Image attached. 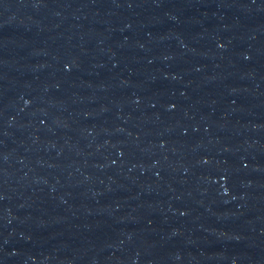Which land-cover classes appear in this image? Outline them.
I'll use <instances>...</instances> for the list:
<instances>
[{
	"label": "water",
	"instance_id": "obj_1",
	"mask_svg": "<svg viewBox=\"0 0 264 264\" xmlns=\"http://www.w3.org/2000/svg\"><path fill=\"white\" fill-rule=\"evenodd\" d=\"M0 264H264V0H0Z\"/></svg>",
	"mask_w": 264,
	"mask_h": 264
}]
</instances>
